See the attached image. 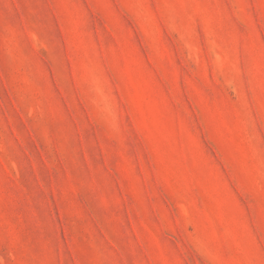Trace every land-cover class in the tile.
<instances>
[{
    "label": "rangeland",
    "instance_id": "obj_1",
    "mask_svg": "<svg viewBox=\"0 0 264 264\" xmlns=\"http://www.w3.org/2000/svg\"><path fill=\"white\" fill-rule=\"evenodd\" d=\"M0 264H264V0H0Z\"/></svg>",
    "mask_w": 264,
    "mask_h": 264
}]
</instances>
